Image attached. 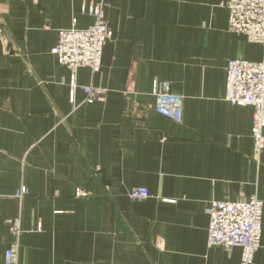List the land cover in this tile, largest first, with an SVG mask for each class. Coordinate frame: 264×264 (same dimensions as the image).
<instances>
[{
	"label": "crops",
	"instance_id": "crops-1",
	"mask_svg": "<svg viewBox=\"0 0 264 264\" xmlns=\"http://www.w3.org/2000/svg\"><path fill=\"white\" fill-rule=\"evenodd\" d=\"M226 1L0 0V264L14 219L18 264H240L208 247V207L252 197L264 264V150L254 161L253 108L224 100L228 61H264V45L228 31ZM98 2L112 37L71 95L52 50ZM154 81L182 98L181 123L156 113Z\"/></svg>",
	"mask_w": 264,
	"mask_h": 264
},
{
	"label": "built area",
	"instance_id": "built-area-1",
	"mask_svg": "<svg viewBox=\"0 0 264 264\" xmlns=\"http://www.w3.org/2000/svg\"><path fill=\"white\" fill-rule=\"evenodd\" d=\"M227 29L230 33L244 36L248 42L264 45V0H227ZM82 13L92 18L87 29L71 28L58 31V42L52 50L59 65L70 71L68 86L70 94L78 88L76 73L79 68H88L93 74L100 71L104 45L111 39L112 32L104 19L102 2L83 7ZM1 32V30H0ZM4 36H0V39ZM85 102L92 104L103 101L106 91L91 86L81 87ZM151 95L155 100L158 115L181 123L183 114L182 98L170 91L168 82L154 81ZM224 100L234 107H252L251 138L253 159L258 162L264 150V61L231 59L226 65ZM25 194L22 189L18 196ZM17 196V197H18ZM77 196L86 193L77 191ZM132 200L148 197V192L135 188L128 194ZM263 203L252 197L246 202L214 201L208 207V247H222L224 250L239 248L240 264H253L254 255L260 248ZM9 231L13 237L4 254V264H18L22 234L18 219L10 220Z\"/></svg>",
	"mask_w": 264,
	"mask_h": 264
}]
</instances>
